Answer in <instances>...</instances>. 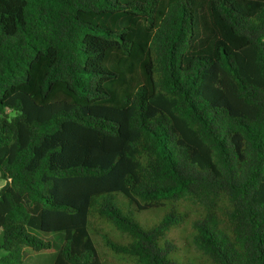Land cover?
<instances>
[{
    "label": "trees",
    "instance_id": "trees-1",
    "mask_svg": "<svg viewBox=\"0 0 264 264\" xmlns=\"http://www.w3.org/2000/svg\"><path fill=\"white\" fill-rule=\"evenodd\" d=\"M0 179V264H264V0H0Z\"/></svg>",
    "mask_w": 264,
    "mask_h": 264
},
{
    "label": "rangeland",
    "instance_id": "rangeland-1",
    "mask_svg": "<svg viewBox=\"0 0 264 264\" xmlns=\"http://www.w3.org/2000/svg\"><path fill=\"white\" fill-rule=\"evenodd\" d=\"M0 181H3L0 179ZM150 210H146V211H143V212H140L139 215H138V218L140 220V222L144 225H151L154 222L150 223V224H147V223H144L143 222V214L147 212V214L151 215V217L147 220V221H153L154 219H157V213L156 212H149ZM176 235V240L179 244L181 243H184L183 239H182V236H183V233H182V230L179 231H176L173 233V235ZM48 255H49V251H44V252H41V253H35L29 249L26 250V257L24 258L22 264H49V261H50V258H48Z\"/></svg>",
    "mask_w": 264,
    "mask_h": 264
},
{
    "label": "clouds",
    "instance_id": "clouds-1",
    "mask_svg": "<svg viewBox=\"0 0 264 264\" xmlns=\"http://www.w3.org/2000/svg\"><path fill=\"white\" fill-rule=\"evenodd\" d=\"M17 114L22 115V113H17V112H13L11 115L15 116ZM9 122H11V121H9ZM4 186H5V182L0 181V189L4 188Z\"/></svg>",
    "mask_w": 264,
    "mask_h": 264
}]
</instances>
